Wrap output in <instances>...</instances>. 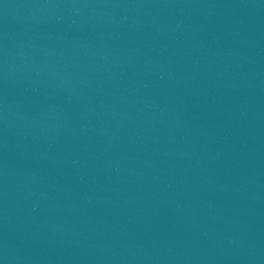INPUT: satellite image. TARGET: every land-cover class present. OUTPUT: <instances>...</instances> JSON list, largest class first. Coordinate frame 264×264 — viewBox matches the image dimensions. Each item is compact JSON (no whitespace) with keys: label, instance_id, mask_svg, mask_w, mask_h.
<instances>
[{"label":"water","instance_id":"1","mask_svg":"<svg viewBox=\"0 0 264 264\" xmlns=\"http://www.w3.org/2000/svg\"><path fill=\"white\" fill-rule=\"evenodd\" d=\"M0 264H264V0H0Z\"/></svg>","mask_w":264,"mask_h":264}]
</instances>
